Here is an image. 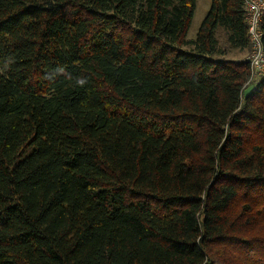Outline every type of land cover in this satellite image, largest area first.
<instances>
[{"label": "trees", "instance_id": "trees-1", "mask_svg": "<svg viewBox=\"0 0 264 264\" xmlns=\"http://www.w3.org/2000/svg\"><path fill=\"white\" fill-rule=\"evenodd\" d=\"M196 7L0 0V264H264V75Z\"/></svg>", "mask_w": 264, "mask_h": 264}, {"label": "built area", "instance_id": "built-area-1", "mask_svg": "<svg viewBox=\"0 0 264 264\" xmlns=\"http://www.w3.org/2000/svg\"><path fill=\"white\" fill-rule=\"evenodd\" d=\"M244 9L251 51L247 59L251 68L250 82H255L264 75V0H244Z\"/></svg>", "mask_w": 264, "mask_h": 264}, {"label": "rangeland", "instance_id": "rangeland-1", "mask_svg": "<svg viewBox=\"0 0 264 264\" xmlns=\"http://www.w3.org/2000/svg\"><path fill=\"white\" fill-rule=\"evenodd\" d=\"M211 0H198L197 1V7H196V13L192 22V28L188 34V39L195 40L200 28L201 23L204 20V18L207 16L208 12L210 11ZM219 38L221 39L222 45L225 47V41L226 38L223 34V32H220ZM251 54L250 49L239 51V50H232L230 49L229 54L227 55L228 59H235V60H247ZM252 90V86L249 87L245 93H248Z\"/></svg>", "mask_w": 264, "mask_h": 264}, {"label": "crops", "instance_id": "crops-1", "mask_svg": "<svg viewBox=\"0 0 264 264\" xmlns=\"http://www.w3.org/2000/svg\"><path fill=\"white\" fill-rule=\"evenodd\" d=\"M198 1V0H197ZM211 4H212V0H211ZM210 7H211V5H210ZM210 9V8H209Z\"/></svg>", "mask_w": 264, "mask_h": 264}]
</instances>
